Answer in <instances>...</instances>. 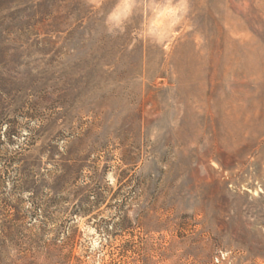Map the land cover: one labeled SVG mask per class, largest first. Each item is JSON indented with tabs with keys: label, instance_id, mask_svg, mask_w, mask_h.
Here are the masks:
<instances>
[{
	"label": "rangeland",
	"instance_id": "1",
	"mask_svg": "<svg viewBox=\"0 0 264 264\" xmlns=\"http://www.w3.org/2000/svg\"><path fill=\"white\" fill-rule=\"evenodd\" d=\"M0 264H264V0H0Z\"/></svg>",
	"mask_w": 264,
	"mask_h": 264
}]
</instances>
